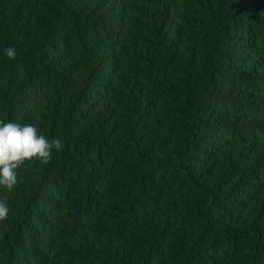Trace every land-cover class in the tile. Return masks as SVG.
Wrapping results in <instances>:
<instances>
[{
  "label": "trees",
  "instance_id": "1",
  "mask_svg": "<svg viewBox=\"0 0 264 264\" xmlns=\"http://www.w3.org/2000/svg\"><path fill=\"white\" fill-rule=\"evenodd\" d=\"M0 120V264H264V0H0Z\"/></svg>",
  "mask_w": 264,
  "mask_h": 264
},
{
  "label": "clouds",
  "instance_id": "2",
  "mask_svg": "<svg viewBox=\"0 0 264 264\" xmlns=\"http://www.w3.org/2000/svg\"><path fill=\"white\" fill-rule=\"evenodd\" d=\"M9 59H15L16 49H5ZM59 138L48 140L33 124H20L0 120V186L11 192L18 184L17 170L26 162L48 163L54 152L62 150ZM9 208L0 201V221L7 219Z\"/></svg>",
  "mask_w": 264,
  "mask_h": 264
}]
</instances>
